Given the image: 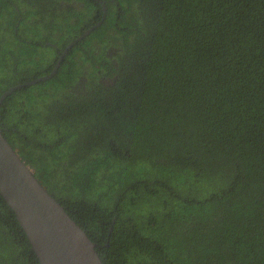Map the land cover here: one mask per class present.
I'll list each match as a JSON object with an SVG mask.
<instances>
[{
  "label": "trees",
  "instance_id": "trees-1",
  "mask_svg": "<svg viewBox=\"0 0 264 264\" xmlns=\"http://www.w3.org/2000/svg\"><path fill=\"white\" fill-rule=\"evenodd\" d=\"M100 2L1 133L103 264H264V0H0V96ZM28 258L0 196V264Z\"/></svg>",
  "mask_w": 264,
  "mask_h": 264
},
{
  "label": "water",
  "instance_id": "water-1",
  "mask_svg": "<svg viewBox=\"0 0 264 264\" xmlns=\"http://www.w3.org/2000/svg\"><path fill=\"white\" fill-rule=\"evenodd\" d=\"M93 28L69 43L66 49L86 37ZM59 64L60 61L47 76L8 89L0 96V104L14 91L50 79ZM0 196L14 213L39 264H103L95 244L34 177L32 169L21 160L1 131Z\"/></svg>",
  "mask_w": 264,
  "mask_h": 264
},
{
  "label": "flooded vegetation",
  "instance_id": "flooded-vegetation-1",
  "mask_svg": "<svg viewBox=\"0 0 264 264\" xmlns=\"http://www.w3.org/2000/svg\"><path fill=\"white\" fill-rule=\"evenodd\" d=\"M67 4H72V2H68ZM74 7L76 8V9H78V10H84L85 9V7H86V4L84 3V2H77V1H74ZM99 5H100V7H101V13H102V15H101V18H100V21H98L97 23H95L91 28H93V29H95L96 27H98V26H100V24L102 23V20L106 17V11H107V9H106V7H105V5H104V3H102V2H100L99 3ZM15 10L17 11L18 9L17 8H15ZM91 28H89V29H91ZM88 29V30H89ZM92 29V30H93ZM91 30V31H92ZM20 41H22V40H20ZM30 41V40H29ZM29 41H25L26 43H29ZM48 45H50V44H48ZM67 48V47H66ZM64 49L63 51H62V54L60 55V57L58 58V60H57V62H56V64L60 61V63L62 62L61 60L63 59L62 57H64L65 56V54L68 52V49ZM65 50H67V51H65ZM61 59V60H60ZM60 65V64H59ZM55 67V66H54ZM16 150V149H15ZM16 152H17V150H16ZM30 250H31V246H30ZM32 251V250H31ZM23 261H25V263H29V261L31 262V259H26V260H23ZM38 261V260H37ZM39 263V262H38ZM16 264H17V262H16ZM31 264H33V262H31Z\"/></svg>",
  "mask_w": 264,
  "mask_h": 264
}]
</instances>
